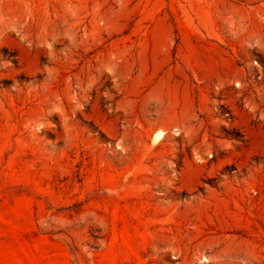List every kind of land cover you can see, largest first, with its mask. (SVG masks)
<instances>
[{
    "label": "rangeland",
    "instance_id": "374dc122",
    "mask_svg": "<svg viewBox=\"0 0 264 264\" xmlns=\"http://www.w3.org/2000/svg\"><path fill=\"white\" fill-rule=\"evenodd\" d=\"M0 264H264V0H0Z\"/></svg>",
    "mask_w": 264,
    "mask_h": 264
},
{
    "label": "bare ground",
    "instance_id": "6f19581e",
    "mask_svg": "<svg viewBox=\"0 0 264 264\" xmlns=\"http://www.w3.org/2000/svg\"><path fill=\"white\" fill-rule=\"evenodd\" d=\"M161 135H162V133L159 134V136H161ZM160 139H162V136L160 137Z\"/></svg>",
    "mask_w": 264,
    "mask_h": 264
}]
</instances>
